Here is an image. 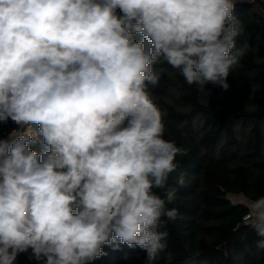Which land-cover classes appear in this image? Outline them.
<instances>
[{
  "label": "clouds",
  "instance_id": "obj_1",
  "mask_svg": "<svg viewBox=\"0 0 264 264\" xmlns=\"http://www.w3.org/2000/svg\"><path fill=\"white\" fill-rule=\"evenodd\" d=\"M236 3L0 0V124L17 126L0 138V264H89L105 245L171 264L160 229L178 214L167 181L186 150L163 138L151 89L168 70L154 66L229 90L249 50ZM246 207L264 250V197Z\"/></svg>",
  "mask_w": 264,
  "mask_h": 264
},
{
  "label": "trees",
  "instance_id": "obj_2",
  "mask_svg": "<svg viewBox=\"0 0 264 264\" xmlns=\"http://www.w3.org/2000/svg\"><path fill=\"white\" fill-rule=\"evenodd\" d=\"M234 15L244 27L237 46L247 43L249 50L230 71L229 90L208 85L211 93L204 94L170 65L154 66L168 70L151 89L165 113L163 138L186 150L167 181L175 198L168 202L167 189L154 190L167 208L178 210L160 229L168 232L171 264H264V250L256 247L260 238L243 219L248 200L264 197V0H237ZM16 127L10 120L0 124V138ZM30 147L41 150L38 143ZM181 174L183 187L177 184ZM103 251L89 264H144L146 258L138 246L105 245ZM15 264L37 262L21 253ZM155 264L169 261L162 254Z\"/></svg>",
  "mask_w": 264,
  "mask_h": 264
},
{
  "label": "built area",
  "instance_id": "obj_3",
  "mask_svg": "<svg viewBox=\"0 0 264 264\" xmlns=\"http://www.w3.org/2000/svg\"><path fill=\"white\" fill-rule=\"evenodd\" d=\"M231 200L234 201V202H236L237 199H236V197L231 196ZM245 215H246V214H245Z\"/></svg>",
  "mask_w": 264,
  "mask_h": 264
}]
</instances>
